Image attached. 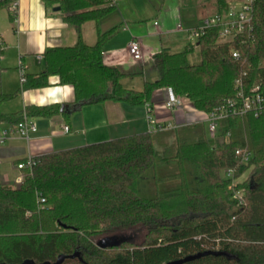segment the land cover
Masks as SVG:
<instances>
[{
    "label": "trees",
    "instance_id": "obj_1",
    "mask_svg": "<svg viewBox=\"0 0 264 264\" xmlns=\"http://www.w3.org/2000/svg\"><path fill=\"white\" fill-rule=\"evenodd\" d=\"M59 8L75 28L97 26L96 41L47 49L44 72L24 77L17 93L0 95V104L20 91L45 88L48 78L73 89V107L121 103L151 106L159 90H171L204 114L234 97V82L245 73L250 85L264 83V0H253L251 29L239 40L220 44L208 29L194 50L162 49L148 68L133 63L125 71L105 63L103 47L119 30L100 22L115 11L116 0H40ZM235 0H232L234 2ZM216 14L229 0H213ZM6 8L0 5V9ZM233 52L239 54L234 60ZM140 78L141 90L123 86ZM26 117L51 118L59 105L27 107L3 114L0 123L15 126ZM216 145L203 123L142 133L33 158L31 171L15 188L0 185V264H167L207 251L186 264H264V116L227 118L219 123ZM246 148L251 159L240 164L235 151ZM233 169L232 186L225 171ZM243 190L245 205L233 198ZM142 229L141 241L96 244L101 234ZM75 258H69L73 254Z\"/></svg>",
    "mask_w": 264,
    "mask_h": 264
},
{
    "label": "crops",
    "instance_id": "obj_2",
    "mask_svg": "<svg viewBox=\"0 0 264 264\" xmlns=\"http://www.w3.org/2000/svg\"><path fill=\"white\" fill-rule=\"evenodd\" d=\"M173 2H176L178 24L171 30L167 23L170 13L167 0H116L115 11L99 24L102 31L119 27L103 47L105 63L125 71L132 69L133 63L126 52L131 39L140 42L143 66L149 65L152 56L162 49L174 53L192 46L194 52L197 51V37L192 32L202 26L204 19L216 14L213 0ZM231 3L232 0H229ZM179 25L181 31L177 29ZM96 34L95 23L87 22L80 28L70 26L63 21L59 12L45 8L40 0H19L15 14L5 8L0 9V39L3 44L0 95H13L20 90V68L24 77L42 74V55L47 49L71 47L78 40L90 46L95 43ZM156 36L163 38V41L147 43V40ZM134 79H139L142 86L140 78ZM166 100V89L152 96L150 104L158 123L176 127L204 121V114L196 111L188 100L180 98V105L174 112L164 109ZM73 103L72 87L60 86L58 78L51 76L47 87L20 91L15 98L0 104V112L8 115L23 113L27 107L60 106L57 116L27 117L29 122L37 126V133L28 143L18 137H9L0 145V185L14 180L18 186L16 179L22 171L17 170L16 166L27 158L147 133L145 107L105 102L76 110ZM62 106H66L67 110H61ZM64 126L68 128V133H63ZM9 127L12 126L0 123V131Z\"/></svg>",
    "mask_w": 264,
    "mask_h": 264
},
{
    "label": "built area",
    "instance_id": "obj_3",
    "mask_svg": "<svg viewBox=\"0 0 264 264\" xmlns=\"http://www.w3.org/2000/svg\"><path fill=\"white\" fill-rule=\"evenodd\" d=\"M19 0H0V5H4L6 10L11 14H15ZM252 6L253 0H238L231 3L228 9L221 13L215 14L211 17L204 19L202 26L193 31L195 37L202 34L208 29L217 30V42L220 44L231 43L239 40L244 34L251 29L252 22ZM179 31L182 30L181 25L177 27ZM3 44L0 39V59ZM127 55L132 63L141 62L143 58L142 48L140 42L136 39H131L126 48ZM231 57L234 60L239 58L237 52H233ZM243 73L240 78L234 82V97L225 101L222 106L214 109L213 111L204 114V121L196 122L204 123L207 128V134L210 140L216 145L222 144L225 139L218 137L219 123L227 118L238 117L241 118L246 115H250L253 118H259L264 116V83L256 81L250 85L244 83ZM20 84L25 82L24 73L22 69H19ZM167 91V100L164 105V109L169 112H174L180 105V98L175 96L171 90ZM147 133H156L166 130H171L179 126L173 127L171 125H163L156 121L153 116V109L150 105L145 106ZM189 125V124H188ZM191 125V124H190ZM185 126V125H183ZM37 133V126L35 123L28 121L25 114H23L22 121L13 127H9L0 131V145L9 137H18L24 139L27 143L31 137ZM63 133H68V128L63 127ZM235 156L239 160L240 164H248L251 159V155L246 148H240L235 151ZM34 165L33 158H27L23 163L16 166L17 170L22 173L17 177L16 183L19 185L23 178V171H31ZM225 177L232 179V186H236V180H233L234 170L229 169L225 171ZM233 198L238 201L241 206L245 205L244 192L238 190L234 193Z\"/></svg>",
    "mask_w": 264,
    "mask_h": 264
},
{
    "label": "rangeland",
    "instance_id": "obj_4",
    "mask_svg": "<svg viewBox=\"0 0 264 264\" xmlns=\"http://www.w3.org/2000/svg\"><path fill=\"white\" fill-rule=\"evenodd\" d=\"M175 1V0H174ZM238 1V0H236ZM176 2L174 4L173 0H167V9H170V13H169V19L167 21V23L170 25L171 30L175 29V25L178 24V20L176 19L177 17V12H176ZM215 8V6H214ZM174 18V19H173ZM158 20V19H157ZM88 27H91L88 26ZM160 41H163V38L159 39V37H154L153 39H149L147 40V43H160ZM197 58V51H195L192 55V57H190V61L193 62L195 61V59ZM146 67L148 65H145ZM148 68V67H147ZM139 80V79H138ZM134 79V80H124L122 82L123 86L127 89H132V90H141V84L140 82ZM247 179V174L242 175V177H240L238 179V182H242L245 181ZM14 180L11 181V183H1L3 186H7V187H11V188H15L17 187L14 184ZM144 231L142 229H133V230H127V231H116V232H111V233H107V234H101L100 236H98L94 241L95 242H100L102 241V239L105 238H115V239H130L131 242H136L139 243L141 240V237L143 235Z\"/></svg>",
    "mask_w": 264,
    "mask_h": 264
},
{
    "label": "water",
    "instance_id": "obj_5",
    "mask_svg": "<svg viewBox=\"0 0 264 264\" xmlns=\"http://www.w3.org/2000/svg\"><path fill=\"white\" fill-rule=\"evenodd\" d=\"M53 12H59V8H53L52 9ZM61 110H67V107L66 106H62L61 107ZM126 241H130V239H127V238H124V239H115V238H105V239H102V241L100 242H96V244H119L121 242H126ZM207 255H214V256H217V255H220V253L218 252H211V251H207V252H203V253H197L195 255H192V256H187L181 260H178V261H173V262H169L167 264H186V263H189L191 261H194V260H197L203 256H207ZM77 256V254H73L71 255L69 258H75ZM66 257L64 256H59L56 261L53 263V264H62L63 261L65 260ZM22 264H34L33 262L31 261H25L23 262ZM43 264H50V263H43Z\"/></svg>",
    "mask_w": 264,
    "mask_h": 264
}]
</instances>
